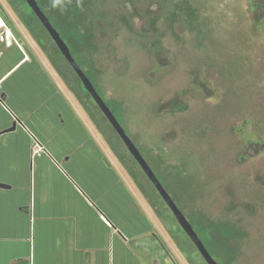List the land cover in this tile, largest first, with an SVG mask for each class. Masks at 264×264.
<instances>
[{"label": "rangeland", "instance_id": "374dc122", "mask_svg": "<svg viewBox=\"0 0 264 264\" xmlns=\"http://www.w3.org/2000/svg\"><path fill=\"white\" fill-rule=\"evenodd\" d=\"M0 2V35L11 32L63 84L139 193L167 262L190 264L170 233L184 237L174 214L148 176L118 158L9 2ZM85 17L97 40L90 56L105 97L121 104L127 134L157 166L179 208L187 218L200 214L239 229L227 264H264V0H90ZM130 165L157 195L161 214ZM146 240L162 251L158 240Z\"/></svg>", "mask_w": 264, "mask_h": 264}, {"label": "crops", "instance_id": "0c3cea01", "mask_svg": "<svg viewBox=\"0 0 264 264\" xmlns=\"http://www.w3.org/2000/svg\"><path fill=\"white\" fill-rule=\"evenodd\" d=\"M78 106L31 51L0 40V264H169Z\"/></svg>", "mask_w": 264, "mask_h": 264}, {"label": "trees", "instance_id": "16d2710c", "mask_svg": "<svg viewBox=\"0 0 264 264\" xmlns=\"http://www.w3.org/2000/svg\"><path fill=\"white\" fill-rule=\"evenodd\" d=\"M7 1L18 15L23 25L29 30L36 42L47 54L51 64L57 70L64 82L67 84L68 88L76 95L82 106L89 113V116L94 122V124L98 128L102 129L103 134L107 138L109 144L115 151L118 158L126 165L127 163H129V161L132 162V165L137 166L141 174L145 175V172L142 170V168L135 160V158L130 154V152L126 151V153L123 152V150L121 149V145H125L123 144L124 142L121 140V138L119 139L120 141H117V143L111 138V136L109 137L108 134L113 133L117 135V132L115 131L113 126L108 122L106 116L98 108L90 93L86 90L82 80L72 68L65 56L62 54L58 45L54 42L48 30L45 28L41 20L30 7L28 2L26 0ZM36 1L42 11L47 15L52 25L60 33L62 39L68 45L70 52L77 61V63L80 65L85 74L90 78L99 94L104 98L108 106L111 108V110L127 132L128 130L124 126L123 121L122 106L115 100L107 99L105 97L104 90L99 83V76L101 70L97 66L95 60L90 56V53L95 51L97 48V40L95 38L93 29L90 25L88 26L85 24V9L89 4L90 0ZM2 7L3 6L0 2V10H2ZM4 18L10 24V26L14 28V24L7 14H4ZM124 20L127 26L132 29L131 22L129 21V19L125 18ZM152 24L155 25V20L152 22ZM184 107H186V105H184ZM103 126H105V128ZM135 144L137 145V143ZM125 147L126 145L124 146V148ZM139 150L142 153L140 148ZM142 155L147 160L154 172V166L158 170L156 165L152 166L143 153ZM128 170L135 183L140 188L141 192L147 197L156 212L161 214V211L158 206L159 204L157 202L158 200L156 197L157 195L160 196V194L157 192L154 185L151 184L155 188L157 195L153 194L152 192H149L147 185L142 183L140 175L134 171V167L130 165L128 167ZM158 171L155 173L163 184V186L165 187V183L163 182L162 177L160 175L161 172L159 171V173ZM171 197L176 202L174 196ZM171 220L173 224L176 223L178 225L179 230L183 233L184 237H182L180 233L177 232L175 229H170V233L172 234L174 241L177 243L180 250L186 255L189 263L196 264L199 260L198 257H200L204 261L203 264H208L197 249V247L195 246V244L192 242L190 237L182 229L174 215L172 216ZM188 220L192 224L195 231L198 233L201 240L204 242L206 248L208 249L212 257L219 264H227L229 262V257L233 256L232 254H230L232 253L230 243L232 242V239H235V237L238 235L239 229L235 228V226L229 222L215 223L200 214L195 215L193 219L188 218ZM220 258L222 259V261H224L223 263L218 260Z\"/></svg>", "mask_w": 264, "mask_h": 264}, {"label": "water", "instance_id": "95a60500", "mask_svg": "<svg viewBox=\"0 0 264 264\" xmlns=\"http://www.w3.org/2000/svg\"><path fill=\"white\" fill-rule=\"evenodd\" d=\"M33 11L36 13L38 18L41 20L45 28L48 30L49 34L53 38L54 42L58 45L62 54L68 60L72 68L78 74L80 79L82 80L86 90L90 93L91 97L95 101L96 105L100 108L102 113L106 116L109 123L113 126L117 134L120 136L124 144L126 145L130 154L135 158L138 162L142 170L148 176L150 181L153 183L155 188L158 190L159 194L162 196L168 207L173 212L176 220L182 227V229L187 233L192 242L195 244L201 255L204 257L208 264H219L210 254L208 249L206 248L204 242L199 237L198 233L193 228L192 224L184 214V212L178 207L176 202L173 200L169 192L165 189L156 173L153 171L147 160L144 158L142 153L140 152L138 146L133 142L130 136L127 134L124 127L121 125L111 108L108 106L104 98L99 94L94 84L90 80V78L85 74L80 65L77 63L75 58L70 52V49L66 42L62 39L60 33L57 29L52 25L47 15L42 11L40 6L38 5L36 0H26ZM15 124L13 125L14 129ZM2 185V184H0Z\"/></svg>", "mask_w": 264, "mask_h": 264}, {"label": "built area", "instance_id": "2783aa9c", "mask_svg": "<svg viewBox=\"0 0 264 264\" xmlns=\"http://www.w3.org/2000/svg\"><path fill=\"white\" fill-rule=\"evenodd\" d=\"M0 40L1 41H7L8 44H11L12 41H14V40L16 41V39L14 37H12V38L10 37V34H9L8 31L5 32V35L4 36H3V34L0 35Z\"/></svg>", "mask_w": 264, "mask_h": 264}, {"label": "bare ground", "instance_id": "6f19581e", "mask_svg": "<svg viewBox=\"0 0 264 264\" xmlns=\"http://www.w3.org/2000/svg\"><path fill=\"white\" fill-rule=\"evenodd\" d=\"M9 34H10V37H11V33L9 32Z\"/></svg>", "mask_w": 264, "mask_h": 264}]
</instances>
